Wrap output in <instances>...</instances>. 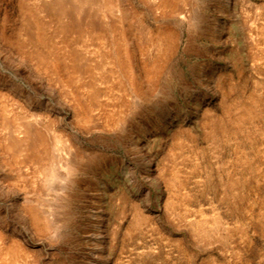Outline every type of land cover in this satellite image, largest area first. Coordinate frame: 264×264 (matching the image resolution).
Masks as SVG:
<instances>
[{
  "label": "rangeland",
  "instance_id": "1",
  "mask_svg": "<svg viewBox=\"0 0 264 264\" xmlns=\"http://www.w3.org/2000/svg\"><path fill=\"white\" fill-rule=\"evenodd\" d=\"M0 264H264V0H0Z\"/></svg>",
  "mask_w": 264,
  "mask_h": 264
},
{
  "label": "bare ground",
  "instance_id": "2",
  "mask_svg": "<svg viewBox=\"0 0 264 264\" xmlns=\"http://www.w3.org/2000/svg\"><path fill=\"white\" fill-rule=\"evenodd\" d=\"M18 146V145H17Z\"/></svg>",
  "mask_w": 264,
  "mask_h": 264
}]
</instances>
